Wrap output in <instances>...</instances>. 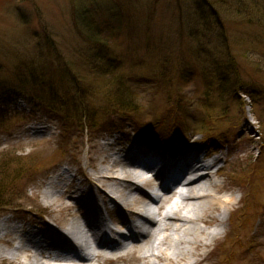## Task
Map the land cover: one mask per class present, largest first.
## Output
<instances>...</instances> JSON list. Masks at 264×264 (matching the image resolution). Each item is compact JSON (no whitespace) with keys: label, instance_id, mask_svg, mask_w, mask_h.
Segmentation results:
<instances>
[{"label":"rangeland","instance_id":"obj_1","mask_svg":"<svg viewBox=\"0 0 264 264\" xmlns=\"http://www.w3.org/2000/svg\"><path fill=\"white\" fill-rule=\"evenodd\" d=\"M221 62L227 79L219 74ZM29 66L46 78L38 86L28 82L21 96L15 74ZM119 90L131 92L135 111L114 129L65 128L47 110L48 94L78 98L79 93L99 112L106 98L116 102L112 95ZM174 94L181 97L177 112L175 103L166 104ZM170 120L176 123L168 130ZM139 125L178 149H214L225 166L213 181L228 186L225 195L234 203L223 225L198 222L216 238L197 258L192 244L184 245L183 257L175 256L173 242L165 244L167 234L175 235L168 230L157 231L139 255L104 264H144L149 250V261L158 264H192L209 251L211 259L199 264H263L255 252L244 254L230 243L241 232L264 242V228L258 231L264 220V0H0V169L6 177L25 172L11 188L1 189V220L12 218V224L45 234L56 220L69 221L82 209L81 200L92 199L86 192L80 197V189L96 198L87 179L107 167L102 156L110 150L119 156L143 141ZM206 131L222 138L215 147L205 145ZM55 183V200L48 205L42 191ZM97 199L102 202L100 195ZM182 213L189 214L185 208ZM239 214L246 229L230 227ZM81 226L82 242L92 244ZM0 247L9 250L11 244ZM167 248L172 263L156 256ZM257 249L264 256V245ZM26 259L20 252L19 264ZM0 264L18 263L3 257Z\"/></svg>","mask_w":264,"mask_h":264},{"label":"bare ground","instance_id":"obj_2","mask_svg":"<svg viewBox=\"0 0 264 264\" xmlns=\"http://www.w3.org/2000/svg\"><path fill=\"white\" fill-rule=\"evenodd\" d=\"M141 143L139 142L138 145H134L119 156H116L117 151L110 150L109 154L105 153L106 155L102 156L101 160L103 164H107V167L99 170L93 179H87L90 186L98 191L97 195H100L102 202L98 201L97 195L95 198V193L80 189V197H86V192L92 199L86 197V200H81L82 209L78 208L73 212L69 221L56 220L55 225H49L50 234L37 232L24 224H12L10 222L12 218L2 220L0 242H8L11 244V249L5 250L0 247V258L6 257L10 262L19 264L18 255L20 252H24L27 254V258L31 259H26L27 264H45L43 259L50 260L49 264H84L86 261L91 263L90 259L92 258L104 263L99 250L104 247H114L117 238H121V235L115 233V228L106 223L104 215L113 224L121 225V232H125L123 225L126 230L128 229V239L133 242V250L126 256L132 253L139 255L157 231L164 233L172 230L175 235L171 238L167 234L166 238L168 237L170 240L165 244L170 245L173 242L175 256L183 257L185 255L183 253L186 251L184 245L192 244L195 251L192 254L197 258L198 250H205L216 238L215 232H205L200 226H197L198 222L211 225L220 221V224L223 225L224 213L226 214L228 205L234 203V198L225 195L229 192L226 184L213 181L212 176H217L220 173V171L212 173L210 164L213 161L204 163L197 160L196 148L186 150L174 148L167 152L166 150L149 149ZM108 148L111 149L109 146ZM155 152H158L160 156H157ZM139 161H148L154 167H159L157 175L163 188L168 187L167 181L172 182L182 174H184V182L192 187L185 193L167 192L168 199L163 200L157 214L149 212V209L144 205V199L155 197L152 192L155 188L148 181L144 185L135 181V178L138 177L136 165ZM195 162L197 163L194 164ZM201 179H207V181L193 187ZM230 179L233 180L234 177ZM57 185L55 183L54 186H48L42 191V199L46 204L51 205L54 202L53 191L56 190ZM133 196L135 197L132 198ZM172 198H176L174 205L171 202ZM105 199L110 200L108 202L112 205L109 206ZM87 200L89 202L85 203ZM184 208L188 210V215L182 213ZM261 223L263 224L260 225L258 231L264 228V220ZM81 225L86 228V234L94 243L93 249L89 247L88 242H82ZM181 232L184 233V236ZM243 233L245 232L234 234L230 244L242 249L244 254L255 252L260 259L259 263L264 264V256H261L257 249L263 247L264 242L247 240L242 235ZM237 244L241 247H237ZM168 251L171 252L167 248L156 256L162 262L172 263ZM150 252L151 250L143 255L147 257V259H143L144 264H158L149 261ZM210 259L209 251L192 264H199ZM51 261L56 263H51Z\"/></svg>","mask_w":264,"mask_h":264},{"label":"trees","instance_id":"obj_3","mask_svg":"<svg viewBox=\"0 0 264 264\" xmlns=\"http://www.w3.org/2000/svg\"><path fill=\"white\" fill-rule=\"evenodd\" d=\"M96 33L99 32L100 28L98 26L94 27ZM233 62V60H232ZM226 66L221 62V65L219 66L220 75H222V78L227 79V76L225 74V68ZM25 71L23 72V75L15 74V77L19 83V90L20 95L23 96L21 93L24 89L27 90V84L28 82H31L33 86L39 85L40 81L45 80V75L43 73H36L34 69L29 67H25ZM34 70V71H33ZM38 75V76H37ZM40 75V77H39ZM226 76V78H225ZM38 79V81H37ZM236 90V89H234ZM120 92L114 93L112 95L113 99L116 100L115 103L111 102V100H106L104 106H99V112H95V107H98L96 104H88L87 101H89L88 97H83L82 94L78 93V98H76L74 95L67 93V95L64 94H48L50 98L52 99V104L47 106V110H51L55 113V116L57 119L62 121L63 126H66L65 128H70L75 124H78L77 127H80L82 130L86 129L88 132L90 130L98 129V130H108V129H114L118 124L116 121H119L122 117H130V114H132L135 111V104L133 103L134 100L130 99V91H123L119 90ZM233 91V90H232ZM32 92V90H31ZM31 92L29 94L24 93V97H30ZM69 94V95H68ZM132 95V94H131ZM106 97V94H105ZM172 96H169L167 98L166 104L169 102L175 103L177 112V106H179V103L181 101V97L179 94H174V99H172ZM113 103V104H112ZM108 105V106H106ZM98 115V120L96 119V116ZM100 117V118H99ZM114 118V119H113ZM170 124L168 125V130L174 129V125L176 123V120H170ZM140 124V123H139ZM160 124H164V121H160ZM140 127V133H138L139 137L143 138V140L147 141L150 144L154 145H161L165 144L168 141V138H160L159 134L157 132H153V129L148 126H142ZM207 129V128H206ZM207 132V131H206ZM171 132H168L167 134L170 135ZM208 137H205L204 141L206 142L205 145H210L211 147H215L217 143L222 138H215V135L211 132H207ZM223 144V143H222ZM261 154V153H260ZM259 156L257 157V160H259ZM264 157L262 156L261 160H263ZM263 163V161H262ZM14 177H6V173L0 169V191L1 189L5 188H11V184L14 183V180H16L19 176H22L25 174L24 170H18L13 172ZM3 183L5 186L3 187ZM259 204L255 200L254 196V203L252 205V208L256 210V206ZM240 221L238 222V220ZM240 214L237 215L236 220L234 219L230 223V227L233 228L235 225H239L240 227H243V229H246L247 225L244 224L243 221H241Z\"/></svg>","mask_w":264,"mask_h":264}]
</instances>
